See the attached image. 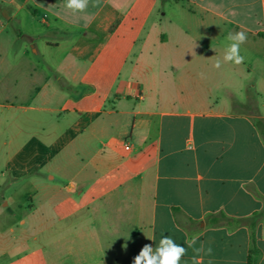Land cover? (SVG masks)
I'll return each mask as SVG.
<instances>
[{
	"label": "crops",
	"instance_id": "0c3cea01",
	"mask_svg": "<svg viewBox=\"0 0 264 264\" xmlns=\"http://www.w3.org/2000/svg\"><path fill=\"white\" fill-rule=\"evenodd\" d=\"M64 4L0 0V264H134L163 235L264 264V219L207 224L264 208V0Z\"/></svg>",
	"mask_w": 264,
	"mask_h": 264
},
{
	"label": "clouds",
	"instance_id": "9594fccd",
	"mask_svg": "<svg viewBox=\"0 0 264 264\" xmlns=\"http://www.w3.org/2000/svg\"><path fill=\"white\" fill-rule=\"evenodd\" d=\"M100 0H92V6L97 7ZM89 5V0H65L64 7L70 9L73 14L77 12H85ZM227 40L231 43L226 47L225 54L223 56L224 62L234 63L240 65L244 61V56L240 54L241 45L247 40L245 32L229 33ZM221 61L216 60L214 67L219 68ZM150 239V238H149ZM195 240H192L188 247L193 248V256L191 257V264H203V257L205 255H211L212 249L209 247L204 248L203 245L200 247H194ZM187 255V249L177 244L171 236L163 235L159 243L155 246V251L150 245H145L143 250L134 259V264H181L182 258ZM211 264V261H209Z\"/></svg>",
	"mask_w": 264,
	"mask_h": 264
},
{
	"label": "trees",
	"instance_id": "16d2710c",
	"mask_svg": "<svg viewBox=\"0 0 264 264\" xmlns=\"http://www.w3.org/2000/svg\"><path fill=\"white\" fill-rule=\"evenodd\" d=\"M257 125L261 132L263 133V138H264V123L261 121H257ZM1 206V202H0ZM180 212L179 209H175V215H178ZM264 219V208L258 212L255 213L254 215L250 217H245V218H233L229 217L223 213H218L215 215H211L207 218V224L209 226H214V227H221V226H247L251 229L252 231V236L254 237V230L256 225ZM249 264H254L252 261V257L249 260Z\"/></svg>",
	"mask_w": 264,
	"mask_h": 264
},
{
	"label": "rangeland",
	"instance_id": "374dc122",
	"mask_svg": "<svg viewBox=\"0 0 264 264\" xmlns=\"http://www.w3.org/2000/svg\"><path fill=\"white\" fill-rule=\"evenodd\" d=\"M9 149H4L3 151L0 152V166L3 164V162L6 160L7 155H8ZM0 185L2 187V181H0ZM10 191H8L7 189L3 188L2 190H0V194H10ZM1 199V198H0ZM2 200V199H1ZM16 231H17V235L18 232L22 231L21 228L16 227ZM16 235V233L14 234V236ZM53 232L52 231H46L41 235V240H43L45 242V252L48 255V258L53 259V252H54V246H53ZM126 244V243H125ZM94 250V248H93ZM102 256L101 252H99L98 249H95V253L90 257V259H100ZM67 263H69L70 260V256H67Z\"/></svg>",
	"mask_w": 264,
	"mask_h": 264
}]
</instances>
